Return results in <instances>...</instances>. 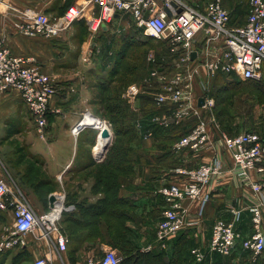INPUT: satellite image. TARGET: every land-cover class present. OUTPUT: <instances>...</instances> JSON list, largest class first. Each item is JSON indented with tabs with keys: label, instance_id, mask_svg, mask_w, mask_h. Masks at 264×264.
<instances>
[{
	"label": "crops",
	"instance_id": "1",
	"mask_svg": "<svg viewBox=\"0 0 264 264\" xmlns=\"http://www.w3.org/2000/svg\"><path fill=\"white\" fill-rule=\"evenodd\" d=\"M80 1L1 0L0 3V38L5 46L14 55L35 59L36 64L53 80L56 89L51 98L46 117L47 125L42 137L36 132L34 121L21 102L18 92H0V172L7 175L11 188L19 190L36 213L41 214L49 208V196L58 190L57 187L49 188L54 186L52 183L62 186L69 198L80 204L82 210L78 208L74 215L65 217L62 223L63 232L68 238L62 256L64 261L70 264L95 259L106 248L97 231L92 230L93 219L101 220L105 224H117L119 219H123L128 228L151 224L155 226L166 207L164 196L159 191L161 186L168 182L183 186L186 181L184 176L174 172V168L194 167L208 160V151L203 153L188 149L179 152L172 150L175 139L184 135L195 124L196 119H186L169 127L160 125L157 118L167 113L166 107L156 106L150 92L140 95L142 98L139 100L138 110H132V106H128L129 111L137 116L130 121L127 134H121L118 138L113 134L112 141L100 153L94 149V130H83L77 139L72 136L71 125L77 120L80 112L87 108H82L78 101L83 102L82 99L86 98L90 89L80 74L72 69L73 66H81L78 62L80 57L82 58L85 52L89 53V50H86L87 37H84L83 42L78 41L77 24L80 21L70 24L61 34L46 38L25 36L14 24L24 21L27 9L43 12L50 20H56L69 5L78 4ZM188 1L198 7L205 5V0ZM226 9L232 24L240 25L245 22L247 15L242 16L239 23H233L236 13H230L229 7ZM85 25L87 26L86 23ZM215 77L202 74L201 78L197 77L194 86L197 97L214 98L210 111L216 120V127H209L210 136L217 138L221 134L234 135L243 130H253L264 139V72L260 81L249 83L223 75L217 76L219 83H215ZM112 79L111 83H114L111 87L117 86L116 80ZM206 79L216 87L212 94L211 90L207 95L203 94V90L197 86L199 80L206 82ZM219 87L224 88L226 122H221L214 110L217 105L215 91ZM243 88H250L256 94L245 92L241 96L243 100L240 99L238 103L241 105L239 112L245 111L243 114L231 112V106L236 103L232 95L228 97L227 94ZM246 101L251 103L248 108L245 107ZM258 108L263 111H256ZM207 111L199 109L202 116H207ZM141 113L144 115L142 121L138 117ZM240 115L245 116L247 120L249 118L250 124L241 123L244 129L238 131L230 126L229 121ZM221 156L223 162L231 166L228 155L221 151ZM260 165L264 168V161ZM250 177L257 182L264 181V172L259 174L252 171ZM206 191L209 193V200L203 206L200 216H196L200 208L199 202L194 201L188 206L186 220L196 222L185 225L177 236L185 238L188 247L205 246L212 224L220 218L232 220V209L240 210L236 226L242 234L247 236L253 231L248 205L255 201V198L248 183H243L234 173L229 172L213 178L206 186ZM184 204L187 202L184 201ZM85 207L87 210L95 208L98 212L92 215L84 209ZM120 210H129L131 218L124 219L123 216L115 215ZM262 220L261 229L264 232V218ZM88 227H91L90 230H87ZM137 234L139 235L131 238V242L140 251L154 242V230L146 231L145 235H142L141 231ZM26 242L28 244L24 252L29 257L19 264H28L31 258L33 261L48 250L46 243L33 234L26 236ZM18 252L20 251L15 253ZM49 254L57 264V251L50 249ZM211 257L212 255L207 258Z\"/></svg>",
	"mask_w": 264,
	"mask_h": 264
},
{
	"label": "built area",
	"instance_id": "2",
	"mask_svg": "<svg viewBox=\"0 0 264 264\" xmlns=\"http://www.w3.org/2000/svg\"><path fill=\"white\" fill-rule=\"evenodd\" d=\"M122 16L130 18L134 29L145 40L151 38L167 43L173 54L169 68L174 70L169 75L167 70L158 67L153 54L148 55L147 60L153 68L143 82L128 85L122 96L135 108L137 97L150 92L156 106L166 107L167 113L157 118L165 127L195 118V124L175 139L172 150L208 151L207 161L194 167L174 168L176 174L185 177L183 186L168 182L159 189L166 207L155 225L154 242L142 251L171 248L180 230L196 222L186 220L188 206L198 201L200 208L196 216L199 217L209 200L206 186L213 178L232 172L243 183L249 184L255 198L248 205L253 231L247 236L242 234L236 226L240 210L232 209V220L217 219L211 226L206 245L190 249L191 258L195 262H203L214 254L230 256L241 250L249 254L255 264H263L264 181L257 182L250 176L252 171L264 172L260 165L264 161V139L255 131L221 134L217 138L210 136L209 127H216L210 111L214 101L208 96H199L204 101L198 105L199 97L194 93V86L202 74L206 77L223 75L240 82L260 81L264 72V0H249L246 20L240 25L231 23L222 0H205L204 7L188 0H81L78 4L69 5L56 20H50L43 12L27 9L24 21L14 25L25 36L46 38L61 34L70 24L81 20L94 32L99 28L106 30L111 21ZM36 63L31 57L12 54L0 38V92H18L34 121L36 132L42 137L56 89L53 80ZM202 108L208 110L207 116L199 113ZM87 129L96 132L94 148L99 140L111 138L110 124L89 108H85L71 125L70 133L77 139ZM104 130L108 131L106 137L102 136ZM99 149L97 153L102 151V147ZM221 151L228 155L231 166L223 162ZM53 196L54 201L49 202V208L41 214L36 213L23 194L11 188L7 175L0 172V211H9L12 216L0 236V256L7 251L27 249L26 236L33 234L46 243L48 250L35 257L32 264H56L49 254L53 248L58 254L57 264H70L62 256L68 238L60 229L59 222L63 213H72L77 207L67 202L64 192H54ZM119 261L116 251L107 247L95 259L73 264H119Z\"/></svg>",
	"mask_w": 264,
	"mask_h": 264
},
{
	"label": "rangeland",
	"instance_id": "3",
	"mask_svg": "<svg viewBox=\"0 0 264 264\" xmlns=\"http://www.w3.org/2000/svg\"><path fill=\"white\" fill-rule=\"evenodd\" d=\"M203 1V0H202ZM223 5L226 7H229L231 12H235V19L233 20V23L240 22V18L242 16L247 15L248 13V2L249 0H222ZM230 15V14H229ZM78 22V21H77ZM109 28L106 30H103L99 28L95 32L89 29L84 21H80V23L77 24L78 27V41H82L84 37L86 36L88 40V46L86 50H89V53H86L83 55V57L79 59L78 62H80L81 66H73V70H76L83 78V82L89 87L88 93L86 95V98H83V102H79L80 106L87 107L91 112L98 115L99 117L105 119L110 124V131H111V140L113 139V134L115 132V129L112 126V119L116 120V123L119 122L120 124H127V110L131 106V104L128 102V100L122 96L123 92L127 88L128 85H132L133 83L140 84L143 82V80L147 77L148 72L153 68V64H151L150 61L147 60L148 55L153 54L157 60L160 59L161 61L166 58L171 59L172 53L167 56L165 54V43L162 40L157 39H149L145 40L141 33L134 29L133 22L128 18V16H122V18H116L115 20L111 21V23L108 25ZM107 26V27H108ZM83 42V41H82ZM81 42V43H82ZM146 42V44H145ZM167 59V60H169ZM170 61V60H169ZM171 69V67L169 68ZM174 71V70H173ZM173 71L167 72L169 75L173 73ZM219 75H216V77ZM215 77V78H216ZM116 80L117 86H120L117 88L116 85L114 87H111L113 80ZM219 81L216 78L215 83ZM199 89L201 90L203 94L207 95L208 92L212 94V90H215L216 87H213V83H211L209 80L206 79V82H199L197 83ZM117 88V89H115ZM248 92L249 94H256L252 89L250 88H243V89H237L236 91L229 92L228 97L231 96L234 103L236 105L231 106V112H239V101L241 96H243V93ZM118 95L116 98H113L115 95ZM142 95V94H141ZM214 95V91H213ZM212 96V95H211ZM222 96H224L222 94ZM88 97V98H87ZM142 97H137L136 106L137 107H130L132 110H138V103L139 100ZM261 98V97H260ZM214 99V98H213ZM263 100V99H262ZM216 103V99H215ZM117 104L122 105V109L120 108V112L118 114H112L111 110L113 109V105ZM245 107L248 108V106L251 104L250 102H245ZM129 106V107H128ZM241 106V105H240ZM216 109H214L216 112H219L220 108H224V102L218 103V105L215 106ZM117 108V107H115ZM256 111L260 112L263 111L262 109L258 108ZM243 110L240 113H244ZM81 114V112H80ZM79 114V116H80ZM139 120H143L144 115L138 114ZM218 119L221 122H226V118L222 116L221 118L218 117ZM256 123H258V120L255 118ZM244 122V123H243ZM115 123V126H116ZM245 125V123H249L246 117H233V120L229 121L230 126L235 127L238 131H240L242 128V124ZM236 124L237 126H234ZM245 131V130H243ZM253 131V130H248ZM96 133V132H95ZM79 136V135H78ZM108 143V145H109ZM101 143L95 146L96 152H99V148L103 147ZM24 156V153L21 152ZM27 163V162H25ZM38 178V177H36ZM54 186H50V189H55L57 187V192H64L66 197L67 193L63 190L62 186H56L55 183H52ZM61 185V184H60ZM67 200V198H66ZM72 203V202H70ZM75 204V203H74ZM3 213V212H2ZM65 213H63L64 215ZM63 215L59 222V227L63 232ZM10 212L7 211L3 214H0V236L3 234L4 227L6 225H9L11 222ZM3 218V219H1ZM86 218L85 221L86 222ZM93 221V220H92ZM157 224V223H156ZM92 230L96 229L97 234L98 230L101 231V226L97 228H93ZM96 227V226H95ZM91 227H88L87 230H90ZM105 228V227H104ZM103 236L105 235L106 240H101L104 245H106V248H112L116 251L119 258L123 257L125 255V252L130 247V240L137 234L138 231H141L142 235H145L146 231L154 230L155 233V226L152 224L149 226H136V228L130 226L131 233L123 232L122 230H119V235L117 234L115 239H112L110 242L107 243L108 238H110V235H107L108 233L105 231L106 229H103ZM95 231V230H94ZM65 234V233H64ZM28 236V235H27ZM111 239V238H110ZM114 243V246H113ZM128 248V249H127ZM190 247L186 248V259L184 260L183 264H255L251 260V256L241 250L235 251L234 254L230 256H221V255H212L211 258H207L206 260H210L209 262H206L204 260L203 262H195L191 258L190 254ZM16 250L7 251L4 254L0 256V264H13L12 263V257L15 256ZM167 252H172V250L167 249ZM144 252V251H141ZM102 252L100 253V255ZM32 259V258H31ZM30 259V263L32 264ZM212 259V260H211ZM264 264V259H263ZM180 264V263H179Z\"/></svg>",
	"mask_w": 264,
	"mask_h": 264
},
{
	"label": "trees",
	"instance_id": "4",
	"mask_svg": "<svg viewBox=\"0 0 264 264\" xmlns=\"http://www.w3.org/2000/svg\"><path fill=\"white\" fill-rule=\"evenodd\" d=\"M164 43H165L164 47L166 48L165 54L167 56H169L171 54V52L169 51V47H168L167 43L166 42H164ZM145 44H146V42H145ZM167 59H169V58H166V59H164V61L163 60L161 61L160 59L157 58L158 67H161V69H163V70H167V72H169V71L171 72V71H173V68L169 69V60L170 59L169 60H167ZM242 83H249V82H242ZM260 89L263 90L262 87ZM223 91H224V88H222V87L217 88V90L215 91V99H216L217 105H218V103L224 101V99H225L224 96H222ZM263 93H264V90H263ZM117 96L118 95L116 94L113 98H116ZM116 105L117 104L113 105L114 107L111 110L112 114L113 113L118 114L120 112V108L122 109V107H123L122 105H118V106H116ZM115 107H117V108H115ZM224 113H225L224 108H220L219 112H217V116L222 117V116H224ZM127 114H128V117H127V124L126 125L125 124L119 125L120 120L117 123H116V120H114V118L111 120L112 126L115 129L114 135L117 138L120 137L121 134H124V133L127 134V129H128L130 121L134 120L137 116L135 113H132L131 111H129V109L127 110ZM119 115H121V112ZM115 123H116V126H115ZM66 198L68 200L67 202L75 203L77 210H78V208H79V210H82V207L80 206V204H77L75 201L71 200L69 198V195H67ZM125 203L128 205H132L129 202H125ZM84 209L86 211H90L89 213L92 215H94L98 212V210H95V208L87 210V208L85 207ZM77 210L72 212V213H65L63 215V220L65 217H68V216L70 217V216L74 215L77 212ZM0 214H3V213L0 211ZM115 215H119L120 217L123 216V218L125 217L124 219L131 218V216H132L131 212L129 210L117 211L115 213ZM1 219H3V218H1ZM116 219H117V217H116ZM91 225L94 226L93 228H97V227L101 226V231H99V229L97 228L98 237L101 240H106L105 235L103 236L104 232H103L102 228L106 229V227H107V230H105V231L108 233L107 235H110V238H111V239L108 238L107 243H111V244H112V242H110V241L112 239H115L117 234L119 235V230H122V233L123 232L124 233L125 232L131 233L130 228H128L124 224L123 219H119L117 224H105V223H102L101 220L93 219ZM113 229H114V232H113ZM94 230H96V229H94ZM186 241L187 240L185 238L176 237L173 240V243L171 245L170 250H172V252L170 253L167 251H160V250L141 252L140 250H138V248L130 240V243H131L130 247H129V249L127 248L128 250H127V252H125V255L120 258L119 264H179V263L183 264L184 260L186 259V257H185L186 248H188V243ZM113 246H114V243H113ZM24 251H26V249L21 250L20 252L16 253L15 256L12 257V263L13 264H19L24 259L29 257L28 254Z\"/></svg>",
	"mask_w": 264,
	"mask_h": 264
},
{
	"label": "water",
	"instance_id": "5",
	"mask_svg": "<svg viewBox=\"0 0 264 264\" xmlns=\"http://www.w3.org/2000/svg\"><path fill=\"white\" fill-rule=\"evenodd\" d=\"M192 56H194V53H192ZM203 101H204V98L203 97H199V99H198V105H202L203 104ZM102 136H104V137L108 136V131L107 130H104L103 133H102ZM107 146H108V143H105L104 146L102 147V149H106ZM52 201H54L53 194H51L49 196V202L51 203Z\"/></svg>",
	"mask_w": 264,
	"mask_h": 264
},
{
	"label": "bare ground",
	"instance_id": "6",
	"mask_svg": "<svg viewBox=\"0 0 264 264\" xmlns=\"http://www.w3.org/2000/svg\"><path fill=\"white\" fill-rule=\"evenodd\" d=\"M101 128H103V127H101ZM101 128H100V129H101ZM111 136H112V135H111ZM110 140H111L110 137H109V138H103V141H102V140H99L98 144L101 143L102 145H104L105 143H109ZM98 144H97V145H98Z\"/></svg>",
	"mask_w": 264,
	"mask_h": 264
}]
</instances>
